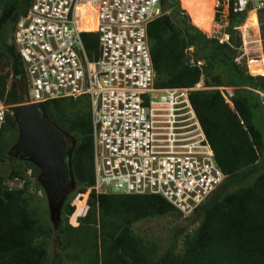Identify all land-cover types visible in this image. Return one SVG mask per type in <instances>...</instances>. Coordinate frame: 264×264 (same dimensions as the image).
<instances>
[{"label":"trees","instance_id":"16d2710c","mask_svg":"<svg viewBox=\"0 0 264 264\" xmlns=\"http://www.w3.org/2000/svg\"><path fill=\"white\" fill-rule=\"evenodd\" d=\"M206 1L180 0L186 13L179 9L177 0H162L173 15L160 18L150 28L157 86L193 88L200 83V67L183 59L188 46L205 43L216 47L230 74L229 84L235 88L233 107L219 90L190 93L216 161L227 177L214 195L195 211L194 222L201 219L198 226L186 234L182 252H177L178 243L174 240L155 261L146 243L132 231V225L143 219L183 215L162 196L97 194L89 189L95 183V175L88 99L53 100L45 104L49 117L77 142L71 158L77 189L69 193L63 204L62 222L67 223L74 213L71 201L77 195L78 199L88 197L89 209L78 227L60 225L55 239L63 246L60 233H64L65 245L71 247L72 242L76 243L82 248V254L87 241L92 253L86 259H77L78 264H264V107L250 90L264 87V77L260 75L264 70L259 65H249L253 76L248 75L245 61L239 64L236 60V49L206 37L204 33H209L214 0H208L212 5L208 10ZM30 3L31 0H0V63L6 60L13 77L12 86L7 89L9 75L0 72V100L10 107L26 102L27 77L15 47L8 43L5 27L12 20L16 24L26 14ZM172 16L179 17L181 27L175 25ZM235 19L233 26L244 20L243 17ZM231 34L236 44L234 29ZM259 55L260 52L255 53L256 58ZM215 82L219 79L215 78ZM71 101L82 107V115L73 124L63 104ZM17 134L18 123L8 112L0 125V167L10 162L8 178L16 183L14 187L5 186L0 175V264H50L46 246L47 241L54 238V230L41 223L31 203L34 195L29 192L30 181L18 186L29 170H34V176L40 170L34 163L20 161L9 154L11 145L17 142ZM78 215L75 212L72 220Z\"/></svg>","mask_w":264,"mask_h":264},{"label":"built area","instance_id":"2783aa9c","mask_svg":"<svg viewBox=\"0 0 264 264\" xmlns=\"http://www.w3.org/2000/svg\"><path fill=\"white\" fill-rule=\"evenodd\" d=\"M250 12L258 36L235 44L231 29ZM167 15L162 0H31L8 43L27 77L23 105L88 99L97 194L159 195L193 214L227 175L191 103L195 88L156 85L150 28ZM211 21L208 39L236 49L248 74L260 52L264 70V0H214ZM250 90L264 107V87ZM219 91L233 106L235 88ZM10 108L0 100V125Z\"/></svg>","mask_w":264,"mask_h":264},{"label":"rangeland","instance_id":"374dc122","mask_svg":"<svg viewBox=\"0 0 264 264\" xmlns=\"http://www.w3.org/2000/svg\"><path fill=\"white\" fill-rule=\"evenodd\" d=\"M177 1L179 2V6H180L179 9L181 11L186 12V10L182 8L180 0ZM209 2L210 1L207 0L206 3H204L206 5V10H208L212 6L210 5ZM169 12L170 15H173L171 8ZM172 18L173 21L175 22V25L179 27L182 26L181 24L178 23L179 21L178 16H172ZM12 21L9 22L5 27V33L8 37V40H10V38L12 37L14 30L15 20L13 22ZM235 32L237 35H240L245 41L251 40L250 36L244 33L243 31H235ZM262 36L264 39V34ZM251 45L252 44L249 43V46ZM184 53H185V57L183 61H185V63L188 64L196 63L200 67L202 72V78L200 83L194 86L195 90H209V89L220 90L223 89L224 87H232L229 84L230 74L226 72V69L223 65V60L218 54L215 46H210L205 43H196L194 45L188 46L185 49ZM255 58H256L255 53L249 54L248 65H253V66L259 65L260 67L261 66L260 63L256 64ZM257 70L258 69H256V71ZM0 72L4 76L9 75L7 77V89H10L13 83V77H12V73H10L11 70L9 69V65L7 64L6 60L1 61ZM248 75L253 76L250 73ZM215 78H218L219 82H215ZM19 85L22 87L20 82ZM63 104L65 105V109H64L66 110L65 112L70 116L69 118L70 124H73L82 115L81 112L82 107L80 104L74 105L72 101ZM262 119H264V115H262ZM50 120L59 127V125L56 122H54L51 118ZM18 137H19V129L17 134V141H18ZM71 138L73 139L74 142L76 141V139L73 136ZM16 143H13L11 145L9 154L11 155L13 154L12 148L16 145ZM260 161L262 162L263 158H261ZM10 167H11L10 162H6L5 164H3L0 167V175L1 177L4 178L5 186L8 185L10 187H14L12 184L13 181L8 178V175L10 173ZM33 171L31 175H28L27 173V175L25 176V180H22L21 183H18V186H21L23 183H25V181H30L29 192L31 193V195H34V199L31 200V203L35 206L36 210L38 211L41 223L45 227L54 230V234H53L54 238L49 239L47 241V246H46L50 264H78L77 259H82V260L86 259L85 257L90 253H92V248H90V245L87 244V241L84 242L83 244L85 251L84 254H82L81 252L82 248H79L76 243L72 242L73 244H71V247H67V245H65L67 244V242L64 233L62 234L60 233L63 246L62 245L60 246L58 244L55 237L58 234L60 225H62V228H65L67 224L72 227H78L80 225L81 222L80 219L87 214V211L89 209V205L87 204L88 197L87 199H84L82 197L78 199L79 195L75 197L72 196L74 198L71 201V206H74L75 208L73 214H75L76 212L77 215L78 214L80 215H78L75 218V220H72V216H73L72 214L71 216L68 217L67 223L62 222V218L65 216L62 207L63 204L65 203L66 198L64 199L62 204H58L54 207L49 195L48 194L46 195L45 189L44 187H42V184L39 181L41 171L36 173L37 174L36 176H34ZM38 185L42 187V190H40ZM75 189H77V185L73 179V186L72 189H70V192L74 191ZM89 189H92V187H90ZM37 191H38V193H36L37 195L34 194V192ZM194 213L183 214L182 216L175 215V216L143 219L132 225V231H134L135 234L138 235L140 239H142L146 243L147 250L148 248L151 250L149 253L152 255V259L158 261L161 255L169 248V246L172 244L174 240H177L178 243L177 252L183 251V243L186 234L192 232L198 226L199 221L201 219V218H197V220L194 222V218H196V213L195 214Z\"/></svg>","mask_w":264,"mask_h":264},{"label":"water","instance_id":"95a60500","mask_svg":"<svg viewBox=\"0 0 264 264\" xmlns=\"http://www.w3.org/2000/svg\"><path fill=\"white\" fill-rule=\"evenodd\" d=\"M9 111L19 129L10 155L34 163L41 171L39 181L53 206L62 204L73 186L71 158L76 141L50 120L45 104H22Z\"/></svg>","mask_w":264,"mask_h":264},{"label":"bare ground","instance_id":"6f19581e","mask_svg":"<svg viewBox=\"0 0 264 264\" xmlns=\"http://www.w3.org/2000/svg\"><path fill=\"white\" fill-rule=\"evenodd\" d=\"M211 30V24L209 26V32ZM235 31H243L250 37L258 36L257 17L254 12H250L244 21V23L235 29ZM236 33V32H235Z\"/></svg>","mask_w":264,"mask_h":264}]
</instances>
